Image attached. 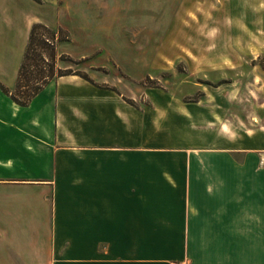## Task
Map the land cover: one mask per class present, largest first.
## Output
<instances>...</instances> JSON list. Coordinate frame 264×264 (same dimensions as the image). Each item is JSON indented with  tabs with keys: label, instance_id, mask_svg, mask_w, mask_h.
Wrapping results in <instances>:
<instances>
[{
	"label": "crops",
	"instance_id": "crops-1",
	"mask_svg": "<svg viewBox=\"0 0 264 264\" xmlns=\"http://www.w3.org/2000/svg\"><path fill=\"white\" fill-rule=\"evenodd\" d=\"M27 43L0 53V264H264V108L251 113L234 83L212 97L192 86L196 102L173 86L147 103L98 69L56 77L23 105L12 92Z\"/></svg>",
	"mask_w": 264,
	"mask_h": 264
},
{
	"label": "rangeland",
	"instance_id": "rangeland-1",
	"mask_svg": "<svg viewBox=\"0 0 264 264\" xmlns=\"http://www.w3.org/2000/svg\"><path fill=\"white\" fill-rule=\"evenodd\" d=\"M125 5L127 13L73 15L31 0H0V43H5L0 53L22 48L27 25L37 18L61 28L60 37L69 33L58 41L61 49L88 57L75 59L56 49L59 71L98 69L110 83L141 90L147 103L152 91L173 86L185 88L178 93L185 101L196 102L203 94L192 86L204 84L212 97L234 83L251 113L264 108V0H128ZM235 53L241 54L238 60H203ZM92 63L99 66L90 68Z\"/></svg>",
	"mask_w": 264,
	"mask_h": 264
},
{
	"label": "trees",
	"instance_id": "trees-1",
	"mask_svg": "<svg viewBox=\"0 0 264 264\" xmlns=\"http://www.w3.org/2000/svg\"><path fill=\"white\" fill-rule=\"evenodd\" d=\"M61 32V28L53 29L43 22L33 24L19 69L17 84L12 92V97L18 103L28 104L45 85L56 77L75 73L89 78L86 73L79 71H59L57 69V43L68 38V35L58 36ZM2 87L8 91L7 88Z\"/></svg>",
	"mask_w": 264,
	"mask_h": 264
},
{
	"label": "built area",
	"instance_id": "built-area-1",
	"mask_svg": "<svg viewBox=\"0 0 264 264\" xmlns=\"http://www.w3.org/2000/svg\"><path fill=\"white\" fill-rule=\"evenodd\" d=\"M178 264H180V263H178Z\"/></svg>",
	"mask_w": 264,
	"mask_h": 264
}]
</instances>
